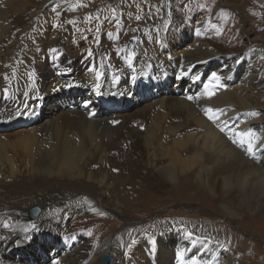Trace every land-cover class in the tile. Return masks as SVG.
<instances>
[{
  "label": "bare ground",
  "instance_id": "1",
  "mask_svg": "<svg viewBox=\"0 0 264 264\" xmlns=\"http://www.w3.org/2000/svg\"><path fill=\"white\" fill-rule=\"evenodd\" d=\"M112 1L0 0V127L26 118L24 130L0 133V264H46L61 245L69 264L105 255L141 264L126 228L97 245L76 242L70 229L103 206L126 213L127 185L137 201L150 190L200 196L234 221L264 205V49L223 50L211 20L182 16L198 1L173 29L169 0L159 25L157 8H147L157 1ZM144 16L154 28L132 32ZM115 102L137 107L124 114ZM140 228L133 243L151 261L142 264H236V237L220 223L161 214Z\"/></svg>",
  "mask_w": 264,
  "mask_h": 264
},
{
  "label": "rangeland",
  "instance_id": "2",
  "mask_svg": "<svg viewBox=\"0 0 264 264\" xmlns=\"http://www.w3.org/2000/svg\"><path fill=\"white\" fill-rule=\"evenodd\" d=\"M57 1L62 4H67L73 0ZM95 1H99L100 4L105 3L107 6L114 5V1L110 2V0ZM155 1L157 2L152 4V6L148 5L147 8H157L156 15L159 14V25L165 22V20L170 16V12L169 9L163 8L165 4L164 0ZM196 1H198L197 4L199 8H191L188 13L182 16H184V18L188 17L190 21L189 23L191 24L196 23L200 18L211 20V22L214 23L216 33H218V36L222 40L221 47H223V50H242L246 48L249 43L258 49H264V0H228L229 2L241 5L243 9V13L242 11L241 13L245 14L246 18L241 16L237 6L233 5L231 7H226L222 0H169L173 14L171 19L172 21L170 22V27H172L171 29H173L175 24H177L176 22H173L175 17L180 16L184 11L183 9L187 5L191 6ZM217 2L219 9L216 5ZM144 17L137 21L138 26L133 28L132 32H139L142 28L144 30H151V28H154V22L157 19ZM66 21H69V19ZM117 22L119 21L117 20ZM262 71L261 90L259 94L262 95V103L264 104V61ZM167 84L168 91H173V88H175L173 87L175 82L173 83V81H170ZM156 91V88H153V93L156 94ZM138 97V103H144L143 95ZM48 102L49 100L44 102V109H46ZM69 104H72L74 107L70 108ZM69 104L67 105V109L75 110L77 108L73 102H70ZM105 104L106 103L104 102L103 105ZM112 104L114 105L113 109H115V107H120L122 110H120V112L124 114L132 112L137 107V105L133 102H129L128 104L115 102ZM39 116H43V113ZM16 120L18 121L13 122L10 128L1 126L0 133H15L26 128L24 125L26 118H24V120L17 118ZM124 189L126 192L121 195L122 199H120V202H125L126 205H129L132 208H125L124 211H126V213L120 211V214L119 212L116 213L109 210L108 207L103 206L101 208V213L103 214H99V212H92L91 214L77 215L73 218L70 227L72 231L71 234L73 235L72 237H77L76 242L79 238H82L87 243L97 245L99 242L104 241L109 237L113 239L117 234V231L126 228L131 234L130 242L132 259H137L138 262H141V264L147 259L146 261L150 263L151 261L148 257H144V259L140 256V254H138L137 247L133 243L135 241L134 239H136L134 237L143 230V228H140V225L145 222L152 223L156 221L161 214L166 217L190 215L195 218H203L211 223H220L222 227L230 232L233 237H236L234 240L235 244L230 246L236 264H264V205L261 206V208L255 207L254 205L251 207V219H246V217L243 219L244 215H241L240 221H234L221 214L219 212L220 210L216 208V205L210 204L211 202H208L203 198L200 199V196L193 198L188 196L185 192L181 193L178 190H169L168 196L165 195V193L150 190L147 195L137 201L136 194L134 195L133 193V186L127 185ZM128 199H132V202H129ZM165 200L166 202L171 200L169 202L171 205L165 206L168 204L163 203ZM262 202L264 203V198H262ZM252 203H254V201H252ZM255 208L256 211L254 210ZM258 209L260 210L257 211ZM107 219L116 221L110 225V223L107 222ZM98 228L101 229L98 230ZM106 229L108 230L104 235L103 231ZM73 245L74 243L71 244V246ZM64 249L65 246L61 245L59 247V251H53V257H48L46 264H50V260L55 257L60 258L57 259L56 262H51V264H69L67 259L70 256L63 254L65 252ZM66 256L67 259H65ZM72 256H74V253H72Z\"/></svg>",
  "mask_w": 264,
  "mask_h": 264
},
{
  "label": "snow or ice",
  "instance_id": "3",
  "mask_svg": "<svg viewBox=\"0 0 264 264\" xmlns=\"http://www.w3.org/2000/svg\"><path fill=\"white\" fill-rule=\"evenodd\" d=\"M59 15H60V13H57V16H59ZM136 18H137V19H140V17H136ZM92 19H93V17H91L90 15L86 17V20H88V22H91ZM68 23L72 24V23H75V21H68ZM118 35H119V32L117 33V36H118ZM109 38H110V39L112 38V34H111V33H109ZM136 39H137L136 37H133V40H136ZM89 54L91 55V52H90ZM132 59H133V56H132L131 53H129V57H128V62H129V64H131V60H132ZM214 75H215V74H214ZM98 76H99V74H98ZM207 111H208V112H211V111H213V110L209 109V110H207ZM216 111H221V110H216ZM252 115H255V113H253ZM209 119H213V117H212V116H209ZM221 131H224V129L221 128ZM234 142H235V141H234ZM248 151H249V153L252 152V145H251V144H249V146H248ZM4 227H8V225L5 224ZM33 227H35V225H33ZM0 239H3V237H0Z\"/></svg>",
  "mask_w": 264,
  "mask_h": 264
},
{
  "label": "water",
  "instance_id": "4",
  "mask_svg": "<svg viewBox=\"0 0 264 264\" xmlns=\"http://www.w3.org/2000/svg\"><path fill=\"white\" fill-rule=\"evenodd\" d=\"M31 212L36 214L37 212V209L36 208H33L31 209ZM108 260H109V256L108 255H105L102 259V261L100 262V264H108Z\"/></svg>",
  "mask_w": 264,
  "mask_h": 264
}]
</instances>
